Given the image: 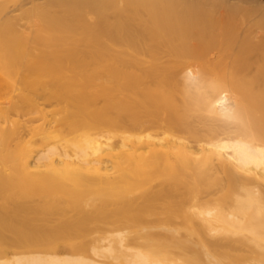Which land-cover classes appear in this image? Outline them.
Instances as JSON below:
<instances>
[{"label": "bare ground", "instance_id": "obj_1", "mask_svg": "<svg viewBox=\"0 0 264 264\" xmlns=\"http://www.w3.org/2000/svg\"><path fill=\"white\" fill-rule=\"evenodd\" d=\"M132 263L264 264V0H0V264Z\"/></svg>", "mask_w": 264, "mask_h": 264}, {"label": "rangeland", "instance_id": "obj_2", "mask_svg": "<svg viewBox=\"0 0 264 264\" xmlns=\"http://www.w3.org/2000/svg\"><path fill=\"white\" fill-rule=\"evenodd\" d=\"M42 100V99H41ZM152 218V217H151ZM149 220H150V217H149ZM157 229V228H156ZM155 228H153V229H151L152 230V232L154 231V232H156L157 233V231L158 232H161L162 230H160V229H157L156 230ZM135 232H132V231H130V230H127V229H122V230H120L119 232H116L115 234H114V236H113V238H114V240L117 242L118 240H120V238H127V237H129V236H131V235H133ZM113 244V243H112ZM141 246V245H140ZM141 249V248H140ZM143 249V248H142ZM100 250H102V253H104L106 256H107V254H108V252H107V247H104V248H100ZM132 254L133 253H135L136 251H138L137 249H134V248H132V250H129ZM149 252H151V253H153V254H156V256L157 257H161V255H164L163 253H162V249L159 247V246H156V245H153V246H151V247H149V250H148ZM128 252V251H127ZM95 253H93L92 251L90 252V255L89 256H91L92 258H96V259H100V260H110V258L109 257H102L101 255L100 256H98V255H94ZM146 254H148V252L146 251ZM131 256V255H130ZM90 258V257H89ZM153 258H155V256H153ZM133 264V263H132Z\"/></svg>", "mask_w": 264, "mask_h": 264}]
</instances>
